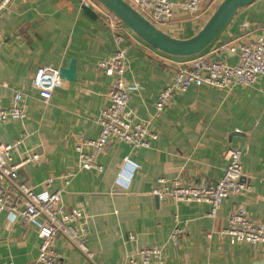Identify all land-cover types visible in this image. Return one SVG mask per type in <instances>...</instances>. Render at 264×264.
I'll use <instances>...</instances> for the list:
<instances>
[{"label": "crops", "instance_id": "1", "mask_svg": "<svg viewBox=\"0 0 264 264\" xmlns=\"http://www.w3.org/2000/svg\"><path fill=\"white\" fill-rule=\"evenodd\" d=\"M220 1L207 0L194 15L177 8L166 24L156 28L175 38H189ZM89 2L99 8L98 13L91 7L95 19L83 12L81 0H14L8 13H0V105L7 106L18 90L25 110L22 120L0 123V144L25 135L20 153L36 152L40 160L17 168V181L37 193L61 190L67 208H82L88 216L87 245L93 260L58 235L52 241L54 264H123L134 251L150 246H162L165 264H264V243H231L222 233L237 206L251 220H264V75L251 85L229 89L190 86L176 92L171 104L155 115L157 94L183 58L165 54L122 28L128 105L137 119L148 121L157 138L137 149L110 138L96 156L102 171L81 169L75 142L97 138L98 117L108 104L112 82L98 63L118 48L103 18L107 9L97 0ZM257 40L264 41V0L238 9L201 53L233 64L237 53L228 47ZM72 59L76 79H63L51 98L43 100L31 86L35 70L42 65L67 67ZM232 148L242 149L243 178L250 189L225 198L214 216L208 215L206 202L159 198L154 193L159 177L213 182ZM126 155L136 170L125 185L117 177ZM18 159L13 154V161ZM65 174H71L67 183ZM175 218L181 225L185 222L177 246L169 239ZM38 222L40 218L12 221L7 210L0 211V264H42Z\"/></svg>", "mask_w": 264, "mask_h": 264}, {"label": "built area", "instance_id": "2", "mask_svg": "<svg viewBox=\"0 0 264 264\" xmlns=\"http://www.w3.org/2000/svg\"><path fill=\"white\" fill-rule=\"evenodd\" d=\"M89 6V0H81ZM155 27L166 24L175 9L196 14L207 0H125ZM14 0H0V13L9 12ZM108 27L114 35L117 50L106 60L98 63V68L112 82L107 89L108 104L100 110L98 117L99 132L95 139L78 138L74 149L81 169L102 171L96 162L97 154L104 149L110 138H118L130 148L148 147L157 138V133L149 127L148 121L137 119L129 107L130 88L125 82L127 69L126 50L122 44L121 29L125 27L120 19L106 11ZM246 25V24H245ZM228 50L237 53V60L230 64L220 59L210 58L199 53L184 57L175 63L169 82L159 91L154 103L155 115H159L171 104L178 91H186L190 86L206 84L219 89H229L234 85L248 86L264 75V41L240 42L230 45ZM63 79L59 69L50 65L39 66L31 79V86L40 97L47 101ZM5 84V83H4ZM22 92L15 90L7 106L0 105V123L18 121L25 117L22 104ZM25 135L11 143L0 144V211L7 210L10 220L21 217L25 222L38 218V237L40 239L38 261L42 264H54L55 253L52 241L58 235L63 236L74 248L89 261L93 252L87 245L88 216L82 208H67L62 203L61 190L37 193L33 186L17 181V168L27 162H37L40 156L36 152L20 153ZM13 154L19 159L13 161ZM241 148H232L226 152L227 164L220 176L213 182L189 181L158 178L159 187L154 193L159 197H169L177 201L206 202L210 205L209 216H214L222 201L235 194L249 191V185L243 178L241 166ZM136 164L126 155L119 167L118 179L121 184H129ZM71 174L62 177L68 182ZM264 180V177H262ZM52 178L45 182L48 185ZM169 239L178 245L184 234V225L175 218ZM231 243H264V220L253 221L242 206H237L229 215L228 225L222 231ZM11 264V263H8ZM123 264H165L162 246L142 247L134 251Z\"/></svg>", "mask_w": 264, "mask_h": 264}, {"label": "water", "instance_id": "3", "mask_svg": "<svg viewBox=\"0 0 264 264\" xmlns=\"http://www.w3.org/2000/svg\"><path fill=\"white\" fill-rule=\"evenodd\" d=\"M97 1L149 45L165 54L188 57L199 54L207 48L238 9L254 0H221L204 25L194 35L185 39L172 37L159 30L125 0ZM82 9L89 17L97 18L96 12L90 6L82 5ZM59 73L62 79L74 81L75 59H72L67 67H61Z\"/></svg>", "mask_w": 264, "mask_h": 264}, {"label": "rangeland", "instance_id": "4", "mask_svg": "<svg viewBox=\"0 0 264 264\" xmlns=\"http://www.w3.org/2000/svg\"><path fill=\"white\" fill-rule=\"evenodd\" d=\"M91 7L93 8V9H95V11L96 12H98L99 13V8H98V6L97 5H94V4H91ZM105 8V7H104ZM109 13H111L110 11H108ZM102 13V12H101ZM103 14V18H104V20H107V16L105 15L106 13L104 12V13H102ZM111 14H113V13H111ZM114 15V14H113ZM117 17V16H116ZM118 18V17H117ZM125 25V24H124ZM125 27H127L126 25H125ZM179 57V56H178ZM181 58H184V57H181Z\"/></svg>", "mask_w": 264, "mask_h": 264}]
</instances>
